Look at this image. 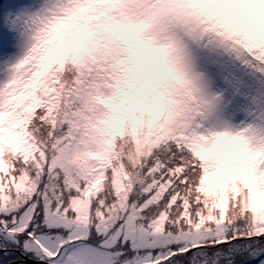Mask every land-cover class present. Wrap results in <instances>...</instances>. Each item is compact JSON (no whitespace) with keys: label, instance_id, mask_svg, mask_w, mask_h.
Masks as SVG:
<instances>
[{"label":"snow or ice","instance_id":"1","mask_svg":"<svg viewBox=\"0 0 264 264\" xmlns=\"http://www.w3.org/2000/svg\"><path fill=\"white\" fill-rule=\"evenodd\" d=\"M0 264H264V0H0Z\"/></svg>","mask_w":264,"mask_h":264}]
</instances>
